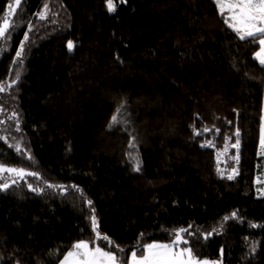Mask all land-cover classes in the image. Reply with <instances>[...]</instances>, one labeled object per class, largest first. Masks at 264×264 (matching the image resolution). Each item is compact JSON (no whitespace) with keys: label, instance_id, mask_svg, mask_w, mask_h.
Returning a JSON list of instances; mask_svg holds the SVG:
<instances>
[{"label":"trees","instance_id":"1","mask_svg":"<svg viewBox=\"0 0 264 264\" xmlns=\"http://www.w3.org/2000/svg\"><path fill=\"white\" fill-rule=\"evenodd\" d=\"M113 1L21 0L0 37V162L37 174L0 188V264H59L93 210L128 261L186 229L196 257L264 264L258 40L215 0Z\"/></svg>","mask_w":264,"mask_h":264},{"label":"snow or ice","instance_id":"2","mask_svg":"<svg viewBox=\"0 0 264 264\" xmlns=\"http://www.w3.org/2000/svg\"><path fill=\"white\" fill-rule=\"evenodd\" d=\"M220 14L225 16V12L229 13L225 17V23L228 24L239 36L241 40L251 39L252 41L258 40L260 51L256 53V59L261 66H264V0H215ZM21 4V0H14V3L8 4V12L5 13L3 19V26H0V37H5V34L9 30V17L15 13V9ZM107 6L109 11L115 10V5L112 0H107ZM45 11L38 13L41 19H44L48 10V5L44 6ZM30 27V25H29ZM28 39L25 34V40ZM74 47L71 41L68 42V49L71 50ZM23 44H21V51L16 53L17 57L22 56ZM19 78L17 74V79ZM4 87L0 86V92L4 91ZM119 111V110H118ZM15 116V114H13ZM112 122H117V117H112ZM112 125L110 124L109 127ZM208 131V129H205ZM264 132V129H262ZM199 134V133H197ZM238 136V133H237ZM131 146V145H130ZM239 146V140H237L234 147ZM261 148L264 149V135L261 138ZM135 171L141 170L140 161L137 160ZM0 171L15 173L17 176L23 178L26 175H37L36 173H26L24 169L5 168L0 166ZM228 179H233L230 175ZM15 183V181H13ZM9 185L4 183L0 185V188L7 189ZM31 187V185H29ZM49 187H58L56 185H49ZM63 190V186H59ZM35 190V189H33ZM77 191H80L77 189ZM81 195L83 193L81 192ZM91 201L88 204L91 206ZM235 217L236 213H232ZM228 219V217H225ZM91 226L93 232L96 233V237L92 241L80 240L74 243L72 250L68 251L61 261V264H129L127 258L121 253L125 252V249L119 248V246L113 245L107 236H101L98 231V222L94 214L91 216ZM255 226V225H254ZM186 229H180L176 233V240L172 244L150 243L142 247V254L137 257L135 251L131 252V264H207V262L198 261L190 247L175 251V247L181 243L180 233L185 232ZM103 239L107 243L104 247H101L97 241ZM187 243V241H183ZM91 245V246H90Z\"/></svg>","mask_w":264,"mask_h":264},{"label":"rangeland","instance_id":"3","mask_svg":"<svg viewBox=\"0 0 264 264\" xmlns=\"http://www.w3.org/2000/svg\"><path fill=\"white\" fill-rule=\"evenodd\" d=\"M113 4L115 5L114 1L112 0ZM227 15H230L229 13L226 12ZM260 51V49H259ZM262 129H264V108H263V122H262ZM262 135H264V132L261 133V138H262ZM261 138H260V152L262 154H264V149L261 148ZM0 166H3L5 168H15V169H23V168H19V167H15V166H11V165H8V164H5V163H1L0 162ZM24 171L26 173H29L27 170L24 169ZM16 177H19L17 176L15 173H11V172H3V171H0V185H3L4 183H9L11 181V179H15ZM256 194L258 196H264V177L261 181H258V185L256 187ZM181 236V235H180ZM176 240V239H175ZM174 240V241H175ZM181 240H182V236H181ZM173 241V242H174ZM173 242H161V241H152L150 243H161V244H172ZM148 243V244H150ZM182 243V242H181ZM181 243H179L176 247H175V251H180L181 249L183 248H186L184 246L181 245ZM137 254V257H139L141 254ZM198 261L200 262H207V264H223L222 260H212V259H209V258H199V257H196L194 256ZM129 264H131V255L129 257Z\"/></svg>","mask_w":264,"mask_h":264},{"label":"crops","instance_id":"4","mask_svg":"<svg viewBox=\"0 0 264 264\" xmlns=\"http://www.w3.org/2000/svg\"><path fill=\"white\" fill-rule=\"evenodd\" d=\"M59 264H61V262Z\"/></svg>","mask_w":264,"mask_h":264}]
</instances>
